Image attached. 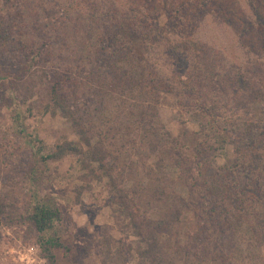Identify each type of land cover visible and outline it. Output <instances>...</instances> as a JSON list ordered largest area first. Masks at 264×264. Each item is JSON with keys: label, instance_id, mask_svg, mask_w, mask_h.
I'll return each mask as SVG.
<instances>
[{"label": "rangeland", "instance_id": "obj_1", "mask_svg": "<svg viewBox=\"0 0 264 264\" xmlns=\"http://www.w3.org/2000/svg\"><path fill=\"white\" fill-rule=\"evenodd\" d=\"M151 3V7H145L143 0H0L2 32L11 33L20 45L42 48L40 58L35 50L30 52L29 59L37 62H32L29 76L21 71L27 60L19 46L14 48L12 42V48L0 50V264H104L96 246L104 229L115 241L127 236L128 241H136L122 228L127 220L112 204L107 178L86 176L76 156L67 154L54 161L41 158L64 141L78 139L59 110L50 107L46 112L51 96L45 89L52 85L74 100L73 105L85 119L91 116L99 121L102 117L115 119L116 115L131 114L132 100L125 102L122 94L106 96V107L100 105V96L88 98L97 89L86 75L95 71V57L102 48L109 53V39L114 35L120 37L121 44L132 47L133 53L125 52L127 59L121 65L134 66L130 64L133 61L138 74L144 64L132 58L137 55L143 61L146 53L152 65L158 64L159 78L170 88L163 92L146 88L148 99L155 104L164 131L177 140V156L206 166L196 179L244 191L239 202L228 198L227 212L219 214L228 221L223 228H216L215 236H209L215 239V248L229 264H264V226H259L264 214V0ZM146 15L149 19L143 20ZM153 20L168 23L171 28L170 33L162 34L169 42L177 43V54L171 60L162 52V57L157 55L163 42L158 44L161 33L152 29ZM12 52L20 57L21 64ZM195 61L200 65L210 61L214 73L212 80L189 93L184 87L189 82L191 86L195 78L189 67ZM17 77L26 78L29 85L19 86L15 83ZM31 86V92H26ZM197 99L218 104L223 118L228 115L235 122L262 127L252 142L256 160L252 170L227 177V166L237 159L232 148L222 153L212 149L196 153L193 147L199 128L189 107ZM125 124L128 126V121ZM125 124L121 123L122 131ZM128 154L138 160L133 150ZM172 154V150L164 151V169L174 180L180 174L170 165ZM156 160L157 156H152L142 169H149ZM185 174L192 176L187 170ZM136 181L146 189L149 186L148 178L137 177L134 184L129 181L124 187L131 191ZM176 186L175 190L181 192ZM143 197L148 216L158 219L154 209L157 204L150 192ZM256 197L259 202L252 200ZM38 204L61 209L60 221L42 234L28 219ZM236 204L240 213L234 208ZM234 210L237 215L232 219ZM194 211L192 216L191 210L183 208L181 216L189 217L193 226L203 227V215L197 208ZM51 239L61 247L49 245ZM248 250H252L250 255Z\"/></svg>", "mask_w": 264, "mask_h": 264}, {"label": "trees", "instance_id": "obj_2", "mask_svg": "<svg viewBox=\"0 0 264 264\" xmlns=\"http://www.w3.org/2000/svg\"><path fill=\"white\" fill-rule=\"evenodd\" d=\"M147 1L148 4L143 0L145 7H151L152 0ZM146 16L143 20L149 19L148 15ZM165 16L167 15L165 14ZM151 26L154 31L161 33L158 44L163 42L162 50H158L157 55L162 57L164 53L171 60L172 56L177 54L175 52L177 43L169 42V39L162 37V34L171 32L169 24H158L156 20H153ZM1 27L0 22V50L12 48L14 41L11 33L6 32L7 37ZM186 37L189 38L188 35ZM109 40L111 45L108 47L109 53H105L102 48L95 57L97 59L93 65L95 71L86 75L92 78L96 86L95 89H97L93 90L94 94L88 98L91 100L100 96V105L105 106L107 97L113 96L114 93L122 94L125 102L132 100L129 104L131 114L129 113V117L128 115H116L115 119L109 116L102 117L99 121H94L89 116V121L79 113L77 106L73 105V99L62 95L59 93V88L52 85L47 90L45 89V92L51 96V105L49 104L45 108L46 112L50 107L53 110H59L61 116L71 124L78 139L75 142L64 141L56 146L53 153L41 158L43 161H54L67 154L76 156L80 169L87 172L86 176L96 180L107 178L112 204L119 208L120 217L127 220L122 228L128 230L130 235L136 238V241H128L129 236L125 240L115 241L108 230L104 229L96 242L104 264H229L228 260L220 255L219 250L215 248V239L209 238V236H215L216 228H223L224 225H227L228 219L221 218L219 214L227 212L225 204L228 198L239 202L244 191L231 186L227 187L219 182L196 179L204 172L206 166L200 162L192 163L186 157L177 156L180 153L175 147L178 148L177 140L170 138L164 131L157 110H155V104L150 103L148 99L150 93L146 92V88L153 87L155 92L157 90L159 92L169 91L170 88L161 82L158 64L152 65L154 63L150 62L149 53H146L147 59L143 61L137 55L134 57L130 54L134 57L132 59L144 64L137 74L134 69L137 68V64L133 61L130 64L134 66L121 65L127 59L125 52L133 53L132 47L121 44L122 41L118 35H114ZM14 44V48L19 46L18 50L24 53L27 63H23L21 71L29 76V73H32L30 72L32 62H37L32 61L33 58L29 59L30 52L35 50L37 57L40 58L42 48L38 45L35 48L31 45L26 47L20 45V42H14ZM12 56L15 60L17 59V62L22 63L17 54ZM195 59L196 57L193 60ZM194 63H191L189 67L191 71L193 70L192 76L195 78L191 86V82H189L184 87L185 91H189V93L195 87L200 88V84L212 80L211 77L214 73V67L210 61H204L203 65L196 61ZM47 78L49 79V76ZM147 78L150 79L147 80ZM25 79L17 77L15 83L19 86H28L29 82ZM41 81L39 82L42 83ZM150 82L151 85H149ZM31 90L32 86L27 87L26 92H31ZM32 95H24V97L29 98ZM92 104L95 103L92 101ZM189 108L193 110L194 118L198 122L199 132L197 133V142L193 147L197 154H202L204 149L222 153L227 148H232L236 152L237 159L227 166L229 167L227 177H231L230 175L234 173L245 172V169L249 172L255 167L256 160L253 154L255 147L252 142H255L258 129L260 132L262 127L256 129L254 125L235 122L228 115L226 118L221 117L219 105L211 101L197 99L192 102ZM126 121L129 123L128 126L125 124ZM121 123L126 126L123 131ZM120 131L123 134H119ZM114 139L117 142H114ZM129 150H133L137 154L138 160L132 159L128 154ZM165 150L173 151L170 165L179 169L180 176L174 180L165 173ZM152 156H157V160L153 161L154 164L149 169L143 170L142 167H145L146 162ZM186 170L188 174L192 172V176H187ZM137 177H140V180L148 178L147 189L138 184L139 181H136L131 191L124 187V184L129 181L134 184ZM176 185L181 192L175 190ZM148 192L157 204L154 209L159 213L158 219L150 218L143 207L146 205L143 204L142 197ZM252 200L259 202L260 198L256 197ZM183 208L191 210L192 216L197 208L203 215V227L193 226L189 217L183 218L181 216ZM234 208L238 210L237 213L241 212L239 204H236ZM235 210L230 214L231 216L227 213L228 217L233 219L237 215ZM28 219L37 232L42 234L53 228L55 222L60 221L61 209L55 205L38 204L34 206ZM260 220L259 226L263 227L264 214ZM209 230H212L210 235L207 233ZM243 242L245 241L243 240ZM49 245L61 247L52 239ZM251 248L252 246H249V249ZM248 251L250 255L252 250ZM248 254L246 253V258Z\"/></svg>", "mask_w": 264, "mask_h": 264}]
</instances>
